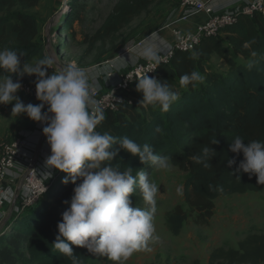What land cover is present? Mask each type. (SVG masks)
Listing matches in <instances>:
<instances>
[{"label": "trees", "instance_id": "trees-1", "mask_svg": "<svg viewBox=\"0 0 264 264\" xmlns=\"http://www.w3.org/2000/svg\"><path fill=\"white\" fill-rule=\"evenodd\" d=\"M39 1L0 0V49L23 53V65L30 66L35 59L44 58L43 48L37 40V21L25 12L36 7ZM156 1H117L102 24L92 35H85L82 43L89 50L97 43L101 46L113 44L119 33ZM81 9L80 4L70 7L69 19L58 33L64 27L71 30ZM253 38L256 43L252 50L258 53L254 58L250 56L251 50L242 47L245 41ZM213 61H220L224 68H217ZM249 62L254 64L250 70ZM192 71L199 72L204 80L195 86L181 85L180 76ZM8 75H12L14 81L25 82V74L17 76L0 69V78ZM155 75L180 97L167 112L158 106L144 108L139 105L142 93L136 91L134 81L131 90H116L121 101L116 103L115 110L98 107L103 111L104 119L96 131L108 132L118 138L127 136L140 145L149 144L157 155L170 156L171 165L187 174L183 185L186 209L176 206L165 216L168 231L172 236H178L191 214H196L198 224L205 225L213 214L215 199L259 192L264 188L257 184L254 175L236 172L243 154L228 150L235 136H241L245 143L264 142V15L238 14L236 23L225 26L216 36L203 37L192 51H175L168 64L158 63ZM157 126L160 132L155 131ZM214 138L217 143L211 144ZM204 146L211 147L216 153L209 161V169L191 160ZM229 159L236 160L231 168L227 163ZM111 163L119 165L121 171L131 167L133 175L140 170L149 175L155 168L151 163L142 164L138 157L123 150ZM65 176L60 172L52 180L46 198L13 214V218L0 228V264H72L70 258L52 246L58 234L57 224L68 207L64 202L70 200L75 187L71 182L62 183ZM216 188H223V191L214 190ZM130 199L133 206L142 208L138 186ZM73 249L81 264H90L95 256L85 248L73 246ZM263 263L264 233L247 235L236 248L217 247L208 258V264Z\"/></svg>", "mask_w": 264, "mask_h": 264}, {"label": "clouds", "instance_id": "clouds-1", "mask_svg": "<svg viewBox=\"0 0 264 264\" xmlns=\"http://www.w3.org/2000/svg\"><path fill=\"white\" fill-rule=\"evenodd\" d=\"M255 43L253 38L242 45L244 49L251 50L253 58L258 55L252 50ZM22 56L23 53L0 49V69L17 76H37L35 90L40 103L25 105L16 95L21 88L19 79L14 81L12 75H8L0 79V104L12 103V112L46 124L42 132L50 155L44 165L65 173L62 183L75 185L70 200L64 202L68 207L57 224L58 234L52 246L70 258L72 264H81L78 256L74 255L73 246L85 248L91 254L107 256L114 264H122L134 252L150 250L149 244L159 239L154 225L159 188L145 171L140 170L133 175L131 167L121 171L119 165L111 162L120 150L138 157L142 164L151 163L157 170L168 169L172 158L157 155L149 144L140 145L127 136L118 138L108 132L96 131L104 119L99 108L90 111L96 103L91 96V87L98 75V66L81 67L73 61L47 75L46 68L23 65ZM46 63L50 62H39L40 65ZM253 66V62L248 63L249 70ZM24 69H27L26 72ZM147 73L136 80V91L142 93L139 105L144 108L158 106L161 111L167 112L180 98L179 95L167 83ZM203 80L204 77L197 71L185 73L179 78L180 84L185 87L195 86ZM45 105L47 111L42 112ZM155 131H161L159 126ZM210 143L216 144L217 140L214 138ZM116 145L118 148H114ZM228 150L243 154L236 172L254 175L257 184L264 185V142L253 140L245 143L241 136H235ZM215 155L211 147L204 146L191 160L209 169V161ZM227 163L231 168L236 160L229 159ZM137 186L147 207L132 204L130 197ZM209 187L213 190L211 185ZM214 190L222 192L223 188ZM176 193L182 196L183 186H178Z\"/></svg>", "mask_w": 264, "mask_h": 264}, {"label": "rangeland", "instance_id": "rangeland-1", "mask_svg": "<svg viewBox=\"0 0 264 264\" xmlns=\"http://www.w3.org/2000/svg\"><path fill=\"white\" fill-rule=\"evenodd\" d=\"M117 1L119 0H40L36 7L25 11L37 21V40L44 53L43 59H35L30 66L46 68L51 74L73 61L81 67L94 66L117 56L118 50L130 40H144L148 34L163 25L162 20L172 5L179 4V0H157L145 13L124 28L113 44L105 43L101 46L97 43L89 50L88 46L82 43L83 37L93 34L111 13ZM76 4L82 6L79 19L73 23L71 30L64 27L58 33L67 22V15L71 13L70 7L74 8ZM41 60L50 63L40 65ZM213 64L219 69L224 68L220 61H213ZM33 78L37 76L25 74V81ZM186 177L185 172L171 164L168 169L154 168L149 173L150 180L159 188L157 211L154 216L155 235L159 239L149 244L150 250L134 252L122 261V264H208L209 254L213 249L236 248L237 243L247 235L264 233L263 188L259 192L233 194L215 199L213 214L205 225L198 224L196 214H191L184 222L180 235L172 236L165 225V216L176 206L186 209L183 195L176 193V188L184 185ZM143 207H147L144 201ZM12 216L9 209L6 210L0 228L5 226ZM90 264L114 262L107 256L95 254Z\"/></svg>", "mask_w": 264, "mask_h": 264}, {"label": "built area", "instance_id": "built-area-1", "mask_svg": "<svg viewBox=\"0 0 264 264\" xmlns=\"http://www.w3.org/2000/svg\"><path fill=\"white\" fill-rule=\"evenodd\" d=\"M238 1L230 0L228 6L220 10L208 4L206 0H179V6L183 12L182 21H187L189 14L194 12L204 11L211 16L196 25L193 31L184 32L173 29V44L154 61L117 69L118 59L121 56L128 55L133 46L142 47L143 43L139 41L135 45H131V42L127 43L120 54L96 64L98 75L91 87V96L96 103L90 111H94L98 107L115 110L116 103L121 101L116 90H131L132 83L146 72H149L147 75L156 77L154 69L158 63L168 64L175 51H192L203 37L216 36L225 26L236 23L238 14L251 16L253 13H258L264 15V0H253L241 6L236 5ZM110 81L113 82L110 84ZM20 83V90L26 97L36 98L34 84ZM44 126L46 124L40 123L39 128L43 130ZM36 145L33 132L25 130L19 131L11 142L0 145V223L5 218L6 210L9 209L10 215L16 214L46 198L50 193L52 180L50 181L44 165L47 153H42L38 161L39 157L32 154ZM42 160L43 163H41ZM18 174H20V180L16 185Z\"/></svg>", "mask_w": 264, "mask_h": 264}, {"label": "crops", "instance_id": "crops-1", "mask_svg": "<svg viewBox=\"0 0 264 264\" xmlns=\"http://www.w3.org/2000/svg\"><path fill=\"white\" fill-rule=\"evenodd\" d=\"M208 4L213 5L220 10L228 6L230 0H206ZM253 0H239L236 4L237 6H241L245 3H249ZM233 6V5H232ZM233 8V7H231ZM183 12L179 6H173L169 10L168 14L162 20L163 25L153 31V33L148 34L147 37L144 38L141 42L143 43L142 47L133 46L130 53L125 56H121L118 59L117 69H125L129 68L137 63L147 62V61H154L156 59L152 57H159L164 54L169 47L173 44V35L172 30L178 29L184 32L193 31L195 26L201 22L206 21L211 14L201 11V12H194L190 13L188 16L187 21H182L181 17ZM158 33V36H157ZM139 39V38H138ZM138 39L130 40L128 43L131 42V45H135L138 43ZM138 41V42H137ZM145 42V44H144ZM127 44V43H126ZM126 44L124 46H126ZM123 46V47H124ZM121 47L118 50V54L122 51ZM107 60V59H106ZM47 75H51V73L47 72ZM0 79H3L0 78ZM27 79V78H26ZM37 78H33L30 81H25L26 83L34 84L36 83ZM113 81H110V84ZM16 95L19 99L25 104H38L36 98L26 97L24 93L19 89ZM13 104H0V145L3 143L11 142L18 134L19 131H31L33 132V138L36 140V148L32 150V154L40 159V155L42 153H47V157L50 155V149L46 142V137L43 135L42 130L39 128V122H33L27 118V116L21 114L17 115L16 113L12 112ZM93 105L90 107L92 109ZM47 111V105H45L42 112ZM43 163V160L41 161ZM45 171L49 176L50 181L53 180L56 176L60 174V172L55 171L54 169H49L45 165ZM51 172V176L49 175ZM20 180V174L16 178V185Z\"/></svg>", "mask_w": 264, "mask_h": 264}]
</instances>
